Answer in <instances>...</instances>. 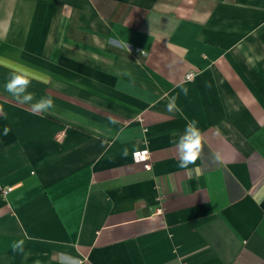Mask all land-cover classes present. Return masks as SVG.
<instances>
[{
	"label": "crops",
	"instance_id": "1",
	"mask_svg": "<svg viewBox=\"0 0 264 264\" xmlns=\"http://www.w3.org/2000/svg\"><path fill=\"white\" fill-rule=\"evenodd\" d=\"M0 58V264H264V0H0Z\"/></svg>",
	"mask_w": 264,
	"mask_h": 264
},
{
	"label": "clouds",
	"instance_id": "2",
	"mask_svg": "<svg viewBox=\"0 0 264 264\" xmlns=\"http://www.w3.org/2000/svg\"><path fill=\"white\" fill-rule=\"evenodd\" d=\"M0 66L9 69L8 78L4 84V90L7 92L15 101L21 105H28L33 114H39L48 112L54 107V100L49 96H41L39 99L36 98L35 94L29 91L34 80L47 82L44 77L38 76L35 71L29 66L16 63L8 60L7 58H0ZM130 75V73H126ZM184 94H187V88L183 89ZM176 97L173 96L166 105V109L170 113L179 112L180 109L176 104ZM3 109H0V113ZM117 121L113 120L112 123ZM7 134V129L5 130ZM176 139L173 141L177 156L179 159L178 166L182 169H188L189 165L196 163L200 159L203 151V136L200 129L197 126V121H189L182 133L177 130H173L171 133ZM127 155V150H125ZM214 162H222V157L219 153H216L213 157ZM22 241L13 243L12 250L23 251Z\"/></svg>",
	"mask_w": 264,
	"mask_h": 264
},
{
	"label": "built area",
	"instance_id": "3",
	"mask_svg": "<svg viewBox=\"0 0 264 264\" xmlns=\"http://www.w3.org/2000/svg\"><path fill=\"white\" fill-rule=\"evenodd\" d=\"M193 72H188L186 73L185 75V79H190L192 76H193ZM132 157H133V160L135 162H139V163H142L143 164V167L146 169V170H149L151 168V163L149 161V157H150V154H149V151L147 149H142V150H139V151H136L132 154ZM11 187H5V188H2L1 189V193L2 195H6L9 191H11ZM156 212L157 213H161L162 212V209L161 208H158L156 209Z\"/></svg>",
	"mask_w": 264,
	"mask_h": 264
}]
</instances>
